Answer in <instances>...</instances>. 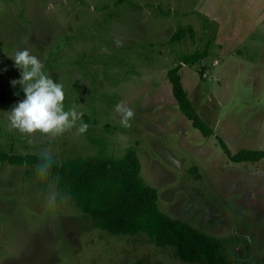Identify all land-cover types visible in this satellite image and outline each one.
Instances as JSON below:
<instances>
[{"label": "rangeland", "instance_id": "1", "mask_svg": "<svg viewBox=\"0 0 264 264\" xmlns=\"http://www.w3.org/2000/svg\"><path fill=\"white\" fill-rule=\"evenodd\" d=\"M23 48L64 86L85 133L80 121L55 137L11 127L24 94L9 56ZM177 66L210 136L178 108L167 77ZM119 103L135 113L130 127ZM220 140L232 153L264 150V0H0V150L61 164L133 149L160 211L221 241L229 263L264 264V158L234 162ZM0 264L205 263L144 232L93 227L57 177L0 162Z\"/></svg>", "mask_w": 264, "mask_h": 264}, {"label": "trees", "instance_id": "2", "mask_svg": "<svg viewBox=\"0 0 264 264\" xmlns=\"http://www.w3.org/2000/svg\"><path fill=\"white\" fill-rule=\"evenodd\" d=\"M179 32L176 31L172 39H181ZM206 55L205 50L196 52L183 63L195 64ZM167 77L180 111L203 136L212 135L211 127L200 117L188 97L179 66L170 69ZM220 143L234 162H256L264 158V150L242 148L232 153L222 140ZM0 162L39 168L45 162V156L10 154L0 150ZM140 170V160L130 149L122 158H77L61 164L51 159L47 174L57 177L58 185L90 217L93 227L117 235L144 232L155 245L173 247L179 258L187 263L232 264L223 254L221 241L159 210L157 190L143 181Z\"/></svg>", "mask_w": 264, "mask_h": 264}, {"label": "clouds", "instance_id": "3", "mask_svg": "<svg viewBox=\"0 0 264 264\" xmlns=\"http://www.w3.org/2000/svg\"><path fill=\"white\" fill-rule=\"evenodd\" d=\"M9 57L20 72L19 79H13L10 83L12 86L19 84L24 94V98L9 110L8 120L12 128L21 133L33 134L38 131L55 137L80 121L77 132L83 134L88 130V124L82 121L83 113L77 107L65 110L64 86L45 73L44 65L36 54L23 48ZM116 111L121 115V124L130 127L134 111L123 103L116 105ZM50 160V156H45V162L38 168L41 175L47 173Z\"/></svg>", "mask_w": 264, "mask_h": 264}]
</instances>
